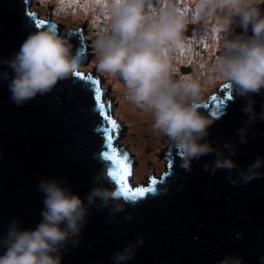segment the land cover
<instances>
[{
  "label": "water",
  "instance_id": "water-1",
  "mask_svg": "<svg viewBox=\"0 0 264 264\" xmlns=\"http://www.w3.org/2000/svg\"><path fill=\"white\" fill-rule=\"evenodd\" d=\"M32 1L0 0V61L13 57L28 35L36 31L38 16L31 11H38L30 9ZM56 22L64 27V22ZM80 25L77 23V27ZM43 29H51V24L45 22ZM56 33L59 35L58 30ZM66 38L74 52L80 49L79 72H85L86 51L80 34L72 32ZM5 71L11 77V70L0 63V72ZM104 84L107 88L106 79ZM10 96L8 81L0 80V239L7 236L13 221L21 231L35 230L41 222L44 196L37 190L41 179H55L70 187L85 204L94 186L112 187L105 180L99 185L93 183L94 177L111 164L101 155L106 150L103 135L97 131L102 119L94 107L91 86L73 75L59 81L52 92L38 94L20 107ZM251 99L259 114L264 90ZM246 103L247 99L239 96L225 100L220 118L208 129L206 138L225 156L228 150L223 145L232 144L235 155L231 159L237 169L231 173L220 169L212 175L211 170L203 168L216 159L209 154L193 160L192 170L186 171L180 167L174 147L165 172L160 177L149 176L157 181L155 190L138 198L134 207L126 205L125 211L115 215L108 208L88 209L79 244L73 247L69 243L67 250L61 251V264H113V253L141 238L143 244L137 246L127 264H218L226 257L242 258L243 264H264V175L235 186L228 179L231 175L239 180V172L246 171L257 157L264 159V121L257 119L248 129L247 143H240L237 130L247 124L248 116L242 111ZM214 110L199 108L208 117ZM115 120L119 124V119ZM124 129L120 126L118 134L123 136ZM128 154L129 186H147L132 185L138 165ZM258 171L264 173V167ZM129 215L131 220L126 219ZM109 220L111 223H107ZM4 252L0 247V255Z\"/></svg>",
  "mask_w": 264,
  "mask_h": 264
},
{
  "label": "clouds",
  "instance_id": "clouds-1",
  "mask_svg": "<svg viewBox=\"0 0 264 264\" xmlns=\"http://www.w3.org/2000/svg\"><path fill=\"white\" fill-rule=\"evenodd\" d=\"M162 2L163 7L153 8L152 0H100L110 24L93 41L96 70L122 83L126 98L151 112L154 130L165 135L175 147L181 168L190 172L193 160L214 154L215 161L204 164V170H211L212 175L220 169L231 173L238 168L231 159L235 155L234 146L225 142L223 147L228 150L225 156L223 151L206 142L208 129L220 114L211 117L201 114L198 106L202 95L197 81L172 78L170 57L177 50H184L189 21L174 0ZM194 3L196 20H211L225 11L228 13L217 19V27L213 28V32L226 35L222 37L210 71L230 86L233 100L235 96L247 99L242 111L248 121L244 128L237 130L240 143L246 144L249 127L257 119L264 121V106L257 114L251 99L264 90V12L259 7L264 0H194ZM234 24L243 29L244 35L229 39ZM249 27L251 36H247ZM0 63L11 70V77L6 71L0 72V80L8 81L10 99L20 107L38 94L52 92L59 81L78 73L82 57L80 49L73 51L68 38L52 29L36 28L13 57ZM261 167L264 159L257 157L246 171L238 173L239 180L229 175V182L235 186L238 182L248 183L259 178L264 175L258 171ZM109 172L110 166L97 174L93 183L99 185L105 180L112 187L94 186L85 197L86 204L70 187L62 186L55 179H41L37 190L44 196L42 220L35 230L21 231L18 222L10 223L7 236L0 239V247L5 249L0 255V264H61V251L67 250L69 243L78 246L89 208H108L115 215L125 211L126 205L134 207L136 200L120 192ZM131 218V215L126 217ZM143 242L142 238L138 239L123 251L113 253V264H127ZM218 264H243V261L226 257Z\"/></svg>",
  "mask_w": 264,
  "mask_h": 264
},
{
  "label": "flooded vegetation",
  "instance_id": "flooded-vegetation-1",
  "mask_svg": "<svg viewBox=\"0 0 264 264\" xmlns=\"http://www.w3.org/2000/svg\"><path fill=\"white\" fill-rule=\"evenodd\" d=\"M86 1L88 4L85 3ZM152 2L155 5H157L156 3L161 5L162 0H152ZM83 3L82 15H84V19L82 20L80 27H76L75 29L70 28L68 33L64 36H62L60 33L63 29V26L60 25V23H57L55 20L52 21V17L54 16L53 7L48 9L45 16L46 19H49L48 22L51 25L56 26L55 31L57 32L58 30L60 36L67 37L68 34L72 32H78V34H80V38L82 39V45L86 51L85 60L87 61L85 65V72L83 73L86 75H91L94 79L102 81L101 90L104 93L103 102L105 103V107H108V105L110 104L111 107L114 108L113 110H111L110 115L113 119H115V111L117 107L120 106L118 104V101L116 100V97L114 95H111L114 97H110L109 95L110 92L112 93L113 88H105L104 78L100 74V72L96 70L97 56L93 47V41L104 30L108 29L110 19L108 15L102 11L101 3L97 4L96 0H84ZM174 3L180 8L182 12L186 14L189 23L187 25V32L185 33L186 39L185 48L183 52L177 50L176 52L171 54L170 59H175L177 62H180L178 66H176V63L171 64L173 68L171 75L174 80L178 81L186 80L189 78L193 81H197L200 84L202 95V101L199 104V108L205 109L203 106L205 104H209V107L207 108L209 109L211 107H214L213 105L216 103L210 102V98L213 95L217 96V101H219L220 99H224L226 95H231L232 93L231 88L225 89V84L222 81L218 80L216 76L210 71V67L213 64L216 55L220 51L219 46L222 43V37L226 35L223 32H213V28L217 27V19L227 16L228 13H226L225 15L223 13L218 14L216 18H213L211 20H196L195 18L197 13L195 11L194 0H174ZM259 7L262 12H264V4H260ZM36 8L38 12L31 10L30 11L34 15H37L38 19L44 21V19L42 18V14L39 13L41 11L38 3L36 4ZM96 17H100L101 20L98 22V20L95 19ZM238 35H244V31L240 26H238V24H234L231 28V32L228 38L232 39ZM251 35L252 33L249 29L247 32V36ZM90 67L92 68L90 69ZM130 105L133 107V111H131V113L133 116L136 117L134 110L138 112L139 109L133 103H130ZM123 133V137L120 134H113L115 137V147H118L120 143H125V139L127 137H129L130 139H136L133 143L134 146L136 145L139 147H147V145L144 144V142H141L140 139L137 140L136 134H138V132H129V127H126ZM145 137L147 136L145 135ZM159 141L163 143V146L161 147V152L159 154H156V158L158 162L163 161L164 165H167L169 164L170 159L173 156L174 146L170 143L167 137L164 139L161 138V140ZM143 149L144 148L140 149V151L143 152ZM143 153L144 154L141 157L135 155L134 152L130 153L131 158L135 161V165H138L140 161H142L146 165H152V160H154V158L143 157L149 154L148 150L146 149Z\"/></svg>",
  "mask_w": 264,
  "mask_h": 264
},
{
  "label": "rangeland",
  "instance_id": "rangeland-1",
  "mask_svg": "<svg viewBox=\"0 0 264 264\" xmlns=\"http://www.w3.org/2000/svg\"><path fill=\"white\" fill-rule=\"evenodd\" d=\"M37 3L40 6L41 12L39 13L42 14V17H43V11H48L49 8L53 7V14H54L56 21L64 22L62 36L66 35L70 28H76L77 23L81 24L82 20L84 19V15H82V9H81L82 3L80 4V0H69L67 4L64 3L63 0H34V4L32 3V6L30 9L37 10L36 8ZM152 4H153V8L164 6L163 2L161 3V5L158 3H156L157 5H155L153 2ZM54 7H55V10H54ZM226 13L227 11H225L223 14L225 15ZM95 19H97L98 22L101 20L100 17H96ZM48 20L49 19H45V22H47ZM170 62L171 64L176 63V66L180 64V62H177L175 59H170ZM91 68L92 67H90V69ZM84 70H85V65L82 66V71ZM100 74L103 76L104 79H106V87L110 89L113 88L112 93L110 92L109 94L110 97L115 96L120 106V107H117L115 111V119H119L120 126L129 127V132H138V134H136L137 140L140 139L141 142H144V144L147 145L146 148L143 146L142 147H139L136 145L134 146L133 143L135 142L136 139H130L129 137H127L125 139V143H120L118 146L121 149H123L121 150V152L126 151L127 153H129L128 151L131 150L132 152L136 153L135 155H137L138 157H141L144 154L143 153L144 150L146 149L148 150L149 154L143 157L145 158L153 157L154 158V160H152L153 161L152 165H146L142 161L139 162L137 166L134 182H133V185H148V183L150 182L149 176L157 175L160 177V175L163 172H165L164 162L163 161L158 162L156 158V154H159L161 152L162 150L161 147L163 146V143H161L159 140H161V138L163 139L166 138V136L161 134L159 131L154 130L153 128L154 119H153L151 112L148 110L138 107L139 109L138 112L134 110L137 122L131 121L135 118V116H133L130 111L131 102L126 98V95H125L126 88L124 87L122 83H120L118 80H116L112 76L104 74V73H100ZM111 95H114V96H111ZM128 105H129V109L127 107ZM142 114H144V116L146 115V117H149V118L141 117L143 116ZM145 135L147 137H145ZM142 148H144L143 152L140 151V149ZM133 162L135 161L133 160Z\"/></svg>",
  "mask_w": 264,
  "mask_h": 264
},
{
  "label": "snow or ice",
  "instance_id": "snow-or-ice-1",
  "mask_svg": "<svg viewBox=\"0 0 264 264\" xmlns=\"http://www.w3.org/2000/svg\"><path fill=\"white\" fill-rule=\"evenodd\" d=\"M97 4H100V0H96ZM29 16H32L33 19L35 17L32 13H29ZM45 25V21L35 19V28L43 29ZM52 30H56V26L51 25ZM183 52V50L181 51ZM74 76L78 77L81 81H84L86 86H91L92 91L94 93V107L97 111L98 116L102 119L101 126L97 129L98 132H101L103 135V146L106 149L102 152V158L105 161L110 162V172L109 175L115 181L116 185L119 187L120 192L132 200H137L142 197L144 194L152 192L155 190L153 187L156 185L157 181L155 178H152L149 184L145 187H137L135 189L131 188L128 184V177L131 175V165L127 162L130 157L126 151L121 153L117 147L114 146V135H118L119 124L118 122L112 118L110 115L111 105L105 107V103L103 102L104 93L101 90L102 81L98 79H94L91 75H86L84 73L78 72L74 74ZM225 89L230 88L229 85H224ZM231 95H226L224 99H220L217 101V96L213 95L210 98V102H216L214 106V111L210 113L211 116L219 115L221 113V109H223V105L225 100H231ZM200 107V106H198ZM205 109L209 107V104H205L203 106Z\"/></svg>",
  "mask_w": 264,
  "mask_h": 264
},
{
  "label": "bare ground",
  "instance_id": "bare-ground-1",
  "mask_svg": "<svg viewBox=\"0 0 264 264\" xmlns=\"http://www.w3.org/2000/svg\"><path fill=\"white\" fill-rule=\"evenodd\" d=\"M64 1V3H68L69 2V0H63ZM84 2V0H80V4L81 3H83ZM85 3H87V1L85 2ZM74 4H76V3H74ZM84 4V3H83ZM88 4V3H87ZM81 9H83V7L81 8ZM216 26H217V23H216ZM128 107V109H129V105L127 106ZM126 109V108H125ZM127 110V109H126ZM130 111H133V107L130 105ZM143 116H141V117H143V118H149V117H146V115L144 116V114H142ZM141 117H139V118H141ZM131 121H134V122H137L136 121V117L133 119V120H131ZM151 130V129H150ZM129 152V151H128ZM129 153H131V152H129ZM165 171V170H164Z\"/></svg>",
  "mask_w": 264,
  "mask_h": 264
}]
</instances>
